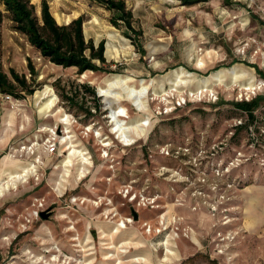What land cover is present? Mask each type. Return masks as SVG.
I'll list each match as a JSON object with an SVG mask.
<instances>
[{
    "label": "rangeland",
    "instance_id": "rangeland-1",
    "mask_svg": "<svg viewBox=\"0 0 264 264\" xmlns=\"http://www.w3.org/2000/svg\"><path fill=\"white\" fill-rule=\"evenodd\" d=\"M47 1L59 24L84 16L85 37L97 45L105 41L107 63L98 62L100 71L84 74L55 65L15 30L6 14L1 27L4 71L25 75L35 92L11 99L0 93V264H119L105 257L114 256L123 243L131 247L123 264L140 257L144 264H264V102L252 131L237 130L248 116L230 104L264 95V77L253 67L264 74V0L193 5L125 0L135 28L142 31L144 57L98 2ZM32 2L41 16L42 0ZM0 7L5 8L1 0ZM232 68L243 76L233 81ZM179 69L192 76L178 78L174 71ZM216 72L224 82L201 83ZM125 76L131 80L125 82ZM249 83L255 89L243 90ZM83 84L95 89L101 105L92 119L81 98L75 105L61 96L62 90ZM202 87L214 89L225 103L193 100L173 113H157ZM82 101L85 107L95 106L90 96ZM108 105L122 109L127 131L144 135L131 147L113 148L119 162L115 171L100 157L110 141L104 139L110 127ZM149 118L151 124H145ZM93 124L95 131L102 128L103 137L86 132ZM53 138L67 140L54 154L27 149ZM130 182L157 205H124L118 191ZM74 197L77 203H71ZM110 197L109 208L94 202ZM41 202L44 211H52L47 220L34 217ZM109 210L135 221L117 232V223L104 218ZM162 216L177 218V239L145 233L144 224ZM164 242H172L175 258L166 259ZM110 245L114 248L107 250ZM56 255L60 261L53 262Z\"/></svg>",
    "mask_w": 264,
    "mask_h": 264
},
{
    "label": "trees",
    "instance_id": "trees-1",
    "mask_svg": "<svg viewBox=\"0 0 264 264\" xmlns=\"http://www.w3.org/2000/svg\"><path fill=\"white\" fill-rule=\"evenodd\" d=\"M4 9L0 7V93L10 95L15 98H25L24 95H33L35 89L33 85L29 83L25 75H20L16 70L11 69V76L8 75L3 68L2 64V32L1 27L3 25L6 14L14 24V28L17 32L24 34L29 43L35 47L40 54L51 63L62 66L64 68H77L79 74H84L88 71L98 72L101 64L107 63V57L105 55L106 43L101 41L98 45L94 40H87L84 34V16L73 19L68 24H59L56 17L51 11L50 4L47 0L41 2V16L37 15L36 5L32 0H1ZM98 2L106 7L113 13L112 24L117 28L124 27L126 29L125 36L132 39L135 46L144 57L147 54V50L141 44L140 37L142 31H138L134 26V14L129 9L125 0H90ZM184 5H193L201 1L210 0H179ZM226 4H231L232 0H222ZM264 26V21H262ZM134 34V35H132ZM30 72L33 78H36L37 71L29 63ZM253 67L258 68L256 65ZM261 76L264 77L262 71H258ZM84 89L82 92L81 89ZM61 96L64 100L75 105L80 103L81 107L85 111V114L89 118H94V114L91 111L92 107H85L86 103H82L83 99L87 96L92 97L95 101V108L100 109L101 105L98 103V98L95 89L87 84L66 91H61ZM264 102V95H258L250 101H233L230 102L234 108L246 113L248 116L247 122L244 125L238 126L237 130L247 128L253 130L256 124L257 115L256 111L262 106ZM220 104H224V101H219ZM184 261L178 264H183Z\"/></svg>",
    "mask_w": 264,
    "mask_h": 264
},
{
    "label": "built area",
    "instance_id": "built-area-1",
    "mask_svg": "<svg viewBox=\"0 0 264 264\" xmlns=\"http://www.w3.org/2000/svg\"><path fill=\"white\" fill-rule=\"evenodd\" d=\"M255 94V93H253ZM100 97H103L101 94H99ZM7 99H11L12 96L10 95H6ZM255 98V97H254ZM253 99V98H252ZM252 99L247 98L246 101H250ZM193 100H197L199 102L208 100L211 101L213 100L214 102L216 101H220L219 97L217 96V94L214 92V89H202L199 88L198 91H194V92H190L189 95H185L183 98H178L176 103H174L173 106L171 107H165L164 110L162 108L158 109L159 111H157L158 114H170L173 113L175 110L185 107L188 105V102H191ZM244 101V100H241ZM108 109V114L106 115V117L108 118V124H109V133L106 135V137L104 138L105 140L110 139V141L104 143L103 148L100 150V157L105 160L110 166L109 169L110 171H115L117 169V165L119 164V162L117 161V155L113 152V148L115 146H121L124 149H126L127 147H131L134 144L137 143L138 140H140L143 136H139V133L137 132V129H131L130 131L126 130V123L127 120L123 119V115L121 113L122 109L117 110L116 108H112L111 106H107ZM91 111L94 115L97 114L98 110L95 107L91 108ZM156 116V114L154 115ZM148 124H151V118L147 119ZM239 124H242V121L239 122ZM99 131H95L94 129V124L91 125L89 128H87L86 132H91L94 134L95 138H101L103 137L102 132ZM95 131V132H94ZM75 135L73 138V141L75 140ZM71 140V139H69ZM67 142V140H62V141H58L57 139L53 138V139H48L43 145L39 146V142L37 141L36 143H33V145L31 147H27V149H29V151L31 152V154L36 153V151L39 149H45L48 153L50 154H54L56 152L59 151V147L61 145H63V143L65 144ZM25 148V147H24ZM26 149V148H25ZM66 150V149H65ZM85 152L88 154L91 163L94 164V158L93 155L91 154V151L89 149L85 150ZM168 155L170 153H167ZM66 193V192H65ZM62 193L61 195H59L60 197H63ZM118 196L120 198H122V202L124 205L126 206H132V207H142V206H148V205H157L156 200L154 199H148L143 193H141L140 191L135 190L134 188V184L133 182L130 183H126L122 186V188H120V190L118 191ZM111 199H107V200H103L105 198H100L97 199L95 202V204L97 206H100L102 204H105L108 208L110 206L111 201L113 200V197H110ZM78 199L77 198H73L71 200V203H77ZM106 201V202H105ZM45 210L44 207V203L41 202L39 204V207L36 211H34V217L39 218L41 213ZM112 210L108 211H104V218L109 219V220H114L115 223H117V232L126 230L129 228V226L131 224L134 223L135 219L134 217L131 216H121L119 217V214L114 210V212ZM119 217V219L116 221V219ZM177 223V218H165V216H162L160 221L157 220V222H147L144 224V231L146 234L151 235L152 233H155L156 235L154 237H158V236H162L164 234H168L167 235V241H173L175 239H177L179 237V234L176 232V226L175 224ZM177 230H179L177 228ZM190 232H185V237L186 238H190L189 235ZM171 243H167L164 242L163 246L165 247L166 253H168L169 249H168V244L169 247L171 248ZM127 246V247H126ZM124 246V243L122 245H120L119 247H116V249L118 250L117 253L114 256H106L105 258H108L109 260L106 261H113L115 259H117L119 261V264H123L124 262H122L121 260L123 259L122 257H124L125 255L130 254V249L131 247H129L128 245ZM173 247V245H172ZM107 250L113 249L114 247H112V245L106 247ZM57 251H61L60 249H58ZM47 253H50V251H48ZM220 254L224 253V250H220L219 252ZM114 257V258H113ZM117 257V258H116ZM127 257V256H126ZM104 258V260H105ZM56 259V260H55ZM51 260L54 261H60L59 256H53L51 257ZM126 262H128V259H125ZM141 260V261H138ZM80 261V260H79ZM130 261V260H129ZM134 261H136V263H134ZM145 262V258H134L130 261V264H144ZM76 264H81L80 262H76Z\"/></svg>",
    "mask_w": 264,
    "mask_h": 264
},
{
    "label": "bare ground",
    "instance_id": "bare-ground-1",
    "mask_svg": "<svg viewBox=\"0 0 264 264\" xmlns=\"http://www.w3.org/2000/svg\"><path fill=\"white\" fill-rule=\"evenodd\" d=\"M230 71V74H231V78H232V80L233 81H236L237 79H239V78H241L242 76H243V74H241V73H239L235 68H232L231 70H229ZM93 74V73H92ZM174 74L178 77V78H184V77H191L192 76V74L191 73H189L188 71H186L185 69H179V70H177V71H174ZM88 75V74H87ZM91 75V74H90ZM96 76V75H95ZM119 77V76H118ZM93 78V77H92ZM91 78V79H92ZM95 79H97V78H95ZM211 79H213V80H215V81H219V82H224L225 81V79H224V77L222 76V73L221 72H216V73H214L212 76H211V78H208V79H206V80H202L201 81V83L202 84H204V86H208L209 85V81L211 80ZM129 80H131V77L130 76H125L124 77V81L125 82H127V81H129ZM98 81V80H97ZM189 80H187V81H185V82H188ZM99 82V81H98ZM263 85H264V82H261ZM220 85V84H219ZM204 88H206V89H210V88H208V87H202V89H204ZM243 90H246V91H253L255 88L253 87V85H252V83H249V84H247V85H245V86H243V88H242ZM241 89V90H242ZM230 90V89H229ZM141 100V99H140ZM148 123V121L146 120L145 121V124H147ZM26 148V147H25ZM35 154V153H34ZM85 155H87L86 153H82V157L84 156V158H85ZM37 158V157H36ZM85 160H87L88 162H89V160H88V158H85ZM36 161V163H38V161L40 162V159H36L35 160ZM31 163V162H30ZM5 170V169H4ZM3 170V171H4ZM3 171H2V173H3ZM1 173V172H0ZM16 174V173H15ZM2 175V174H1ZM14 175V174H13ZM18 177V176H17ZM4 190V189H3ZM0 191H2V190H0ZM3 195V194H2ZM168 243V242H167ZM168 249H169V251H168V253H167V255H166V259L167 260H170V259H173V258H175V254L176 253H174L173 252V249L172 248H170L169 247V244H168ZM176 252V251H175ZM56 260V259H55ZM138 261H141V260H138ZM134 263H136V261H134Z\"/></svg>",
    "mask_w": 264,
    "mask_h": 264
},
{
    "label": "water",
    "instance_id": "water-1",
    "mask_svg": "<svg viewBox=\"0 0 264 264\" xmlns=\"http://www.w3.org/2000/svg\"><path fill=\"white\" fill-rule=\"evenodd\" d=\"M41 215L43 219L47 220L52 215V211H44ZM134 216L136 219H138V213L134 212Z\"/></svg>",
    "mask_w": 264,
    "mask_h": 264
},
{
    "label": "crops",
    "instance_id": "crops-1",
    "mask_svg": "<svg viewBox=\"0 0 264 264\" xmlns=\"http://www.w3.org/2000/svg\"><path fill=\"white\" fill-rule=\"evenodd\" d=\"M255 68V67H254ZM257 72L260 71L258 68H256ZM259 73V72H258ZM263 73V72H262ZM260 74V73H259ZM261 75V74H260Z\"/></svg>",
    "mask_w": 264,
    "mask_h": 264
}]
</instances>
